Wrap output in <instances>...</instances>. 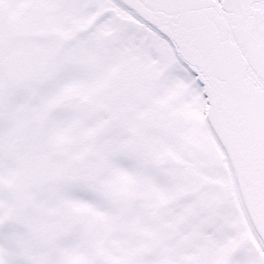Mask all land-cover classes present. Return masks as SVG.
<instances>
[{
	"label": "snow or ice",
	"instance_id": "6c2138e0",
	"mask_svg": "<svg viewBox=\"0 0 264 264\" xmlns=\"http://www.w3.org/2000/svg\"><path fill=\"white\" fill-rule=\"evenodd\" d=\"M0 264H264V0H0Z\"/></svg>",
	"mask_w": 264,
	"mask_h": 264
}]
</instances>
